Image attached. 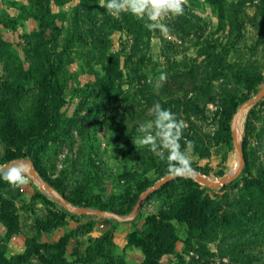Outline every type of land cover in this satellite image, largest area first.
Listing matches in <instances>:
<instances>
[{"label":"rangeland","instance_id":"rangeland-1","mask_svg":"<svg viewBox=\"0 0 264 264\" xmlns=\"http://www.w3.org/2000/svg\"><path fill=\"white\" fill-rule=\"evenodd\" d=\"M182 2L183 14L163 13L160 27L149 29L147 16L126 7L109 14L101 0H0V166L29 170L17 161L30 158L17 155L21 139L45 179L71 199L83 197L74 205L99 208L92 204L101 200L124 211V219L75 213L31 176L14 185L3 179L11 171H1L17 231L0 220V264H143L130 234L165 222L173 200L171 188L157 189L130 218L142 192L171 173L136 143L157 103L184 125L187 169L216 181L237 169L233 117L227 128L222 114L264 86V0ZM47 78L60 98L52 120L44 117ZM245 110L241 174L218 188L192 178L242 221L195 237L186 221L168 216L178 238L157 264H264V98ZM68 233L62 254L58 242Z\"/></svg>","mask_w":264,"mask_h":264},{"label":"trees","instance_id":"trees-1","mask_svg":"<svg viewBox=\"0 0 264 264\" xmlns=\"http://www.w3.org/2000/svg\"><path fill=\"white\" fill-rule=\"evenodd\" d=\"M47 84L49 89L48 97L50 101L46 104L44 108V117L52 120L56 116V111L60 104V98L59 94L56 91V88L50 82L49 78H47ZM247 98L248 97L244 98L243 100H240L237 104H233L231 106V110H229L228 112H223V121L225 123L224 125L227 128H229L230 122L235 111L238 108V105H240V103L246 100ZM33 135L34 133L31 134V136ZM28 137H30V135H28ZM31 142L32 140H30V145ZM15 145L18 151L17 155L19 157L29 156L35 161V159L31 156V147H26L25 142L23 140L18 139ZM40 174L45 177L43 172L40 171ZM48 180L53 183L51 179ZM179 180L187 181L186 189L179 191V189L174 188V184ZM252 182L253 181L249 180L246 186L251 187L250 185ZM53 185L59 189V187H57L54 183ZM259 185L260 184H257V186ZM167 188H171L170 190H172L171 196L173 200L168 206V214L164 218L165 222L162 221V223H158L156 225L153 224L155 222H147L149 228L146 230V232L145 230H143L142 232L135 231L130 234V242L140 245L146 255L143 264H157V260L162 253L173 251V243L177 240L178 236L175 232V226L169 221L168 216H172V218H175L180 222L186 221V223L188 224L186 230L187 234L189 236L195 237L198 235H209L219 223L233 225L237 223L238 220L242 221L240 218L236 217L233 212H231L232 206L228 205V208L223 209V204L215 201V199H213L210 194L206 192L204 188L200 187L192 178L180 177L173 179L158 190H165ZM260 188L264 190L263 185H260ZM61 191L65 193V191ZM70 200H72L76 204H81L84 201L82 196H77L76 198L72 199L70 198ZM92 205L103 209H112L118 213L124 212L122 209L116 206L101 202V200H99L97 203H93ZM250 208H254L253 204L250 205ZM0 220L7 227L9 234H13L17 231V217L14 214V211L12 210V202L4 198L1 193ZM103 221L106 224H110L112 222L110 218H104ZM137 233L139 237L137 240H135V236ZM148 233H150V235ZM70 237L71 234L68 233L61 239L60 242H58L59 248L61 247L59 251L62 252V254L66 249V245L68 244ZM152 248L158 249V251L153 253L151 251ZM20 256L23 257L24 255L21 254Z\"/></svg>","mask_w":264,"mask_h":264},{"label":"clouds","instance_id":"clouds-1","mask_svg":"<svg viewBox=\"0 0 264 264\" xmlns=\"http://www.w3.org/2000/svg\"><path fill=\"white\" fill-rule=\"evenodd\" d=\"M100 4L109 14L120 13L126 7L136 16H147L151 21L146 25L149 29L160 27L156 21L161 14L181 15L184 11L182 0H101ZM164 78L162 74L160 79ZM153 114V121L138 125L137 130L141 135L136 143L149 146L153 153L166 160L173 175H183L190 164L186 154L181 151L179 143L184 125L176 119L174 113L163 108L159 103L154 105ZM3 179L9 180L14 185L25 182L19 170L9 172Z\"/></svg>","mask_w":264,"mask_h":264},{"label":"water","instance_id":"water-1","mask_svg":"<svg viewBox=\"0 0 264 264\" xmlns=\"http://www.w3.org/2000/svg\"><path fill=\"white\" fill-rule=\"evenodd\" d=\"M263 98H264V86H262L260 88L258 93L247 98L246 100H244L233 116L232 126H231L232 133H233V142L235 144V148H236L237 155L239 158L238 167L234 172L222 175L221 177H219V179L217 181L211 179L210 177H208V176L204 175L203 173H201L197 170H194V169H186L184 171L183 175H173L172 173L166 174L165 176H163L162 178L157 180L153 186L147 188L146 190H144L142 192V194L139 197V199L137 200L133 210L131 211L130 218H134L137 215L138 210L142 206V203L154 191L161 188L162 186L167 184L169 181H171L177 177L186 176L189 178H193V179L205 184L206 186L213 187V188L221 187L223 184H226L228 182H232L233 180H235L241 174V172L245 166V161H246L245 149H244L243 143L238 140L237 132H236V121H237L238 114L241 111H243L244 109L250 108L253 105L257 104ZM17 161L28 163L30 165L28 171H20V173L22 175L27 174V175L31 176L32 179L34 180V182H36L41 187H45L50 192V194H52L54 197H56L58 200H60V202H62L64 204V206H66L72 212L99 214V215H102L105 217H116L118 219H124V216H122L120 213H118L114 210L103 209V208H93L92 209L88 206L74 205V202L72 200H70V198L65 193H63L58 188H56L51 181L45 179L37 171L36 164H35V161L33 159H31V158H20V159H17ZM13 170L14 169H13L12 162H9V163H6V164H3L0 166V172L1 171H13Z\"/></svg>","mask_w":264,"mask_h":264},{"label":"bare ground","instance_id":"bare-ground-1","mask_svg":"<svg viewBox=\"0 0 264 264\" xmlns=\"http://www.w3.org/2000/svg\"><path fill=\"white\" fill-rule=\"evenodd\" d=\"M245 113H246V110L244 109L243 111H241L238 114V117H237L236 132H237L238 140L240 138L241 130H242V127H243V124H244L243 122H244V118H245Z\"/></svg>","mask_w":264,"mask_h":264}]
</instances>
